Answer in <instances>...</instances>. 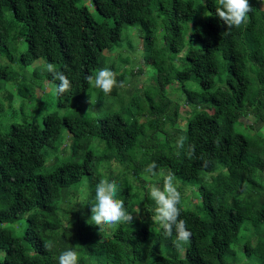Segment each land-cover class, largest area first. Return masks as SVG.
<instances>
[{"label":"trees","instance_id":"obj_1","mask_svg":"<svg viewBox=\"0 0 264 264\" xmlns=\"http://www.w3.org/2000/svg\"><path fill=\"white\" fill-rule=\"evenodd\" d=\"M91 2L102 20L84 0H0V55L7 59L0 60V264H58L56 257L74 246L79 264H264V131L236 132L238 125L264 124L261 0H249L248 22L230 31L215 15V0ZM126 27H138L144 39L131 72L123 53L111 62L108 55L122 47ZM46 63L71 87L56 95L58 106L42 121L38 114L22 121L13 107L17 96L34 102L35 112L42 106L36 90L46 94L45 85L59 83ZM105 67L117 80L107 97L86 82ZM151 67L153 94L144 86L128 89L138 70L144 75ZM194 80L199 90L188 88ZM13 81L18 90H6ZM177 84L183 107L168 95ZM129 97L128 107L114 112L115 102ZM4 99L12 102L9 111ZM109 99L113 105L93 115ZM181 136L186 140L178 148ZM153 162L182 181L201 179L197 203L182 193L180 219L192 235L179 249L151 220L155 205L145 185L162 186L159 177L143 175ZM220 166L225 171L207 177ZM101 179L117 183L132 224L99 231L86 223Z\"/></svg>","mask_w":264,"mask_h":264},{"label":"clouds","instance_id":"obj_2","mask_svg":"<svg viewBox=\"0 0 264 264\" xmlns=\"http://www.w3.org/2000/svg\"><path fill=\"white\" fill-rule=\"evenodd\" d=\"M215 15L227 26L228 31L234 27L246 24L249 20L248 14L253 11L249 0H215ZM225 32L223 35L228 33ZM45 67L53 75L54 80L59 81L53 86V92L56 95H63L71 87V81L62 72H57L55 65L46 63ZM89 86L101 91L106 97L110 95L113 88L117 86L116 74L110 68L97 69L93 74L86 77ZM123 87L121 83L119 85ZM93 106L90 98L88 101ZM92 107L88 110L90 112ZM186 137H179L176 141L178 148H183ZM195 153V146L188 148V157L191 159ZM143 175L159 177L162 179V186L158 184H146V194L154 202L151 220L153 224L159 225L166 238H173L177 242H188L191 238V232L187 228L185 220L180 219L181 209L179 205L182 202V193L176 185L175 174L171 171L160 169L157 171L155 162L144 169ZM117 183L108 179H101L95 186L94 202L91 204V215L86 220L90 226H95L101 230L113 229L120 224H132L133 215L130 214L124 205V200L118 198ZM175 234V235H174ZM76 247H70L62 251L57 257L58 264H79V253ZM50 250V246L46 245Z\"/></svg>","mask_w":264,"mask_h":264},{"label":"rangeland","instance_id":"obj_3","mask_svg":"<svg viewBox=\"0 0 264 264\" xmlns=\"http://www.w3.org/2000/svg\"><path fill=\"white\" fill-rule=\"evenodd\" d=\"M207 0H201L200 3H206ZM84 3L93 11V13L95 14L96 16V19H100L101 17L98 15V13L95 11V8L91 2V0H84ZM261 4L262 6H264V0H261ZM102 20V19H100ZM22 27V26H21ZM20 27V28H21ZM189 30H190V27L187 26L185 28V33H186V39L189 35ZM140 29L138 27H126L125 30H124V37H123V41L120 43V45L122 46L121 48L119 49H116L117 51L116 52H113L111 54L108 53V55L111 57V59H109V61H114L115 57L120 54V53H123L122 56L119 55V57H123L122 60H126V61H129V65L130 67L128 68L129 71L131 72V70L134 69V66H136L135 64V57H138V59H140L141 57V54H144L143 53V43H144V39L143 36H142V33L139 32ZM24 45V43H22V46ZM130 46H133L134 48L131 49ZM26 49V45H24L22 47V50L21 51H24ZM121 50V51H120ZM21 51H18L16 53H14L16 59H18L20 57V53ZM142 51V52H141ZM116 55V56H115ZM185 56L186 55V51L181 54V56ZM143 56V55H142ZM3 56L0 55V60H3L5 59V61H7L6 58H2ZM180 59L179 58H176V61L178 62ZM38 63V62H37ZM21 64H16L14 67H15V70L22 73V68L20 67ZM34 69V67H29L27 68L26 70L28 72H32ZM138 70V69H137ZM139 71V70H138ZM137 71L136 75L131 78V80L128 82V89L131 88L132 86H134L135 88L137 89H143V86L145 87V90H144V93L146 92H150L151 94L154 93V91L156 89H154V85H152V81H153V76L156 74V71L151 67V68H147L146 69V73L143 75V74H139V72ZM19 73V74H20ZM20 77V76H18ZM17 80H20V78H17ZM16 80V81H17ZM147 81V82H146ZM154 82V81H153ZM17 84V85H15ZM12 85V86H11ZM188 88L193 90V91H196V90H199L200 89V86L198 84V81H191L188 83ZM6 90H8L9 88L13 89L14 87L16 88V90H18V87H19V82H16L13 81L11 83H8L6 85ZM45 90H46V94H44L42 91V89L39 87L36 92L33 94V96L35 95L36 98H39V97H42L41 98V103L40 105L42 106H38V110L36 109L35 112L34 110L31 108L32 106L35 105V103L33 102L32 106L30 105V102L29 103H26L24 104V101L23 99L20 98V96L18 95L17 98V102L14 101L13 102V107L14 109H16L18 111V113L20 114V117H21V120L22 121H25L26 119H31V116H36L37 114L40 116V119L39 121H42V117L43 115L48 112V111H52L54 110L57 106H58V102H57V96L56 94L53 92V86H48V85H45ZM142 91V90H141ZM171 93V95H170ZM42 94V95H41ZM96 95V93H95ZM168 95L171 97L172 100H174L176 102V106H182L183 107V98H182V90L179 89V85L177 84V86L175 85H172L169 90H168ZM141 95H137V96H134V97H140ZM142 97H145V96H142ZM130 98L132 99L133 97H129V99L127 98H124L123 100H120L118 102H115V106H114V112H123L127 107H128V102L130 101ZM141 98V97H140ZM137 99V103L139 105H141V103L143 101H141V99ZM145 100H146V103H148L146 97H145ZM92 101L95 103L96 101V96L93 97ZM12 104V102L10 100H5L4 99V105L7 107V110L9 111L10 109V105ZM107 107H103V108H100L99 111H94L93 112V115H101L100 112H104L107 110V108H109V106H112L113 105V100L111 102V99L107 100V103H105ZM110 104V105H109ZM22 107H24L26 109V113L23 114L22 113ZM133 112H137V109L134 108L133 109ZM182 114L184 116L186 115H189V113L187 112V110H182ZM1 118V116H0ZM3 120V118L1 119ZM254 121V118L253 117H250L249 118V122L246 120L247 123H251L250 121ZM182 123V122H181ZM184 123V122H183ZM247 126V125H246ZM246 126H242V125H238L236 127V132H239V133H242L244 134L245 136L247 137H252L253 134L257 131H264V124L262 123H259L255 126L254 130L250 129L249 127L246 128ZM4 131L7 132L8 128L7 127H4L3 128ZM221 171H225V169L220 166L217 171L214 173V174H208L207 177L211 178L213 176H215L216 174H218L219 172ZM208 180H206V185L207 186H210L211 184L210 183H207ZM176 185L178 187V190L181 192V193H186V194H189V198L193 199L194 201L192 202H198V188L201 184V179L199 180H196V181H182L178 178H176ZM141 199V203H140V207H142V204H143V197L141 196L140 197ZM198 208L197 206H195L193 209H196ZM135 217H138V214L135 215ZM242 240H243V243H242ZM246 243L245 239L243 237H241V240H240V243L238 244V246L235 248L236 252H237V256L235 257L237 260H243L245 257L242 256V253H243V246L244 244Z\"/></svg>","mask_w":264,"mask_h":264}]
</instances>
